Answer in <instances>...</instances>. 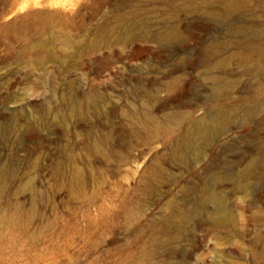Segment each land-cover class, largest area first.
Returning <instances> with one entry per match:
<instances>
[{
    "label": "rangeland",
    "instance_id": "1",
    "mask_svg": "<svg viewBox=\"0 0 264 264\" xmlns=\"http://www.w3.org/2000/svg\"><path fill=\"white\" fill-rule=\"evenodd\" d=\"M37 3L0 0V264H264V0Z\"/></svg>",
    "mask_w": 264,
    "mask_h": 264
},
{
    "label": "bare ground",
    "instance_id": "2",
    "mask_svg": "<svg viewBox=\"0 0 264 264\" xmlns=\"http://www.w3.org/2000/svg\"><path fill=\"white\" fill-rule=\"evenodd\" d=\"M34 2L38 4L37 0H34ZM27 4H28V1H25L24 4L21 6L20 11H25L27 9Z\"/></svg>",
    "mask_w": 264,
    "mask_h": 264
}]
</instances>
